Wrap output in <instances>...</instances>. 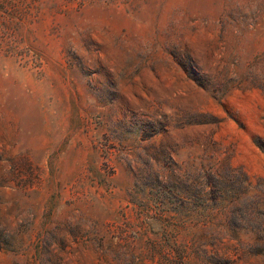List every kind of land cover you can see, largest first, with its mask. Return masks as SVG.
Segmentation results:
<instances>
[{"label":"rangeland","instance_id":"rangeland-1","mask_svg":"<svg viewBox=\"0 0 264 264\" xmlns=\"http://www.w3.org/2000/svg\"><path fill=\"white\" fill-rule=\"evenodd\" d=\"M0 264H264V0H0Z\"/></svg>","mask_w":264,"mask_h":264},{"label":"trees","instance_id":"trees-1","mask_svg":"<svg viewBox=\"0 0 264 264\" xmlns=\"http://www.w3.org/2000/svg\"><path fill=\"white\" fill-rule=\"evenodd\" d=\"M214 198H217V197H214ZM187 216L189 217L190 215L188 214Z\"/></svg>","mask_w":264,"mask_h":264}]
</instances>
